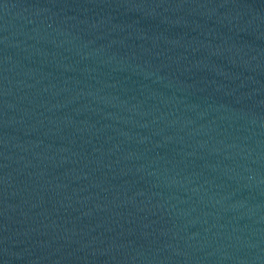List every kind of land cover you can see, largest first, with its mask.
I'll list each match as a JSON object with an SVG mask.
<instances>
[{
    "label": "water",
    "instance_id": "95a60500",
    "mask_svg": "<svg viewBox=\"0 0 264 264\" xmlns=\"http://www.w3.org/2000/svg\"><path fill=\"white\" fill-rule=\"evenodd\" d=\"M0 264H264V0H0Z\"/></svg>",
    "mask_w": 264,
    "mask_h": 264
}]
</instances>
